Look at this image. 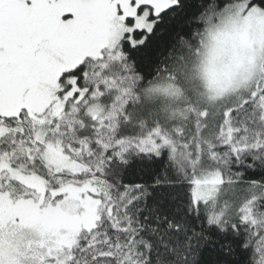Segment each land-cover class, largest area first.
<instances>
[{
	"label": "snow or ice",
	"instance_id": "obj_1",
	"mask_svg": "<svg viewBox=\"0 0 264 264\" xmlns=\"http://www.w3.org/2000/svg\"><path fill=\"white\" fill-rule=\"evenodd\" d=\"M0 264H264V0H0Z\"/></svg>",
	"mask_w": 264,
	"mask_h": 264
}]
</instances>
